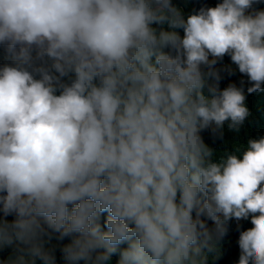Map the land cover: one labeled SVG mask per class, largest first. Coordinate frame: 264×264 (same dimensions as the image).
Returning <instances> with one entry per match:
<instances>
[{
    "label": "clouds",
    "instance_id": "1",
    "mask_svg": "<svg viewBox=\"0 0 264 264\" xmlns=\"http://www.w3.org/2000/svg\"><path fill=\"white\" fill-rule=\"evenodd\" d=\"M188 2L0 0L10 264H54L43 247L52 233L71 239L61 249L70 264H107L124 242L119 264H206L215 244L202 217L217 235L250 217L238 264H264V106L249 107L264 95V0L187 17ZM225 55L239 71L204 93ZM244 125L243 140L221 139ZM202 139L240 152L214 162Z\"/></svg>",
    "mask_w": 264,
    "mask_h": 264
},
{
    "label": "trees",
    "instance_id": "2",
    "mask_svg": "<svg viewBox=\"0 0 264 264\" xmlns=\"http://www.w3.org/2000/svg\"><path fill=\"white\" fill-rule=\"evenodd\" d=\"M223 0H189L187 4H185L184 14L188 17L189 15L195 14V12H199L201 8H211L215 7L217 4L222 3ZM187 19V18H186ZM159 25L157 28L159 29ZM165 30H169L167 25L164 26ZM183 30L181 29L180 36L183 38ZM165 51H169L165 49ZM209 59H213L211 56ZM213 68L218 71L220 76V80L216 81L214 78L209 77L207 79V83L204 89V93H208V88L216 85L220 91L226 89L229 84L226 77L236 75L238 67L231 61L230 56L225 55L222 59H218L217 63L213 66ZM202 71L207 72L208 68L206 66H202ZM231 72V74H229ZM264 106V95L257 96L249 101V107L258 108ZM244 130V131H243ZM243 130H240L237 134H229L223 133L221 139L225 138H233L237 140H243L245 138L246 132L249 131V128L244 125ZM202 134V133H201ZM203 135V134H202ZM204 136V135H203ZM204 144L212 150L213 152V161L220 158L226 157L228 154L239 153L237 152H226L224 148L219 147L218 142L214 143L213 139H202ZM16 219L14 215L11 220H7L9 223L13 222ZM205 219L207 227L213 232V243L215 244V250L212 252H208L207 249H203L204 255L207 257L206 264H238L239 256H240V248L238 245V240L240 233L242 231H246L253 227L251 224V218L247 220L237 221L235 219L229 220L228 222L223 224V228L226 230L223 235H217L215 233V225L211 220ZM46 228V225H45ZM51 231V230H48ZM102 232H106L101 229ZM58 233H52L51 238L48 236L43 237L44 240V250L49 251L54 257V264H70L69 261L64 259L63 253L61 249L71 243V239L69 237H65L63 240L57 239ZM17 241H14L13 244L8 245L4 243H0V264H10L11 261H15L19 253L15 251ZM128 247L127 243H121L117 246V250L110 256V260L107 264H119L121 259L122 252ZM99 251H104L103 249ZM27 259V257H25ZM35 264H43V261L36 259ZM78 264H84L83 261H79Z\"/></svg>",
    "mask_w": 264,
    "mask_h": 264
}]
</instances>
